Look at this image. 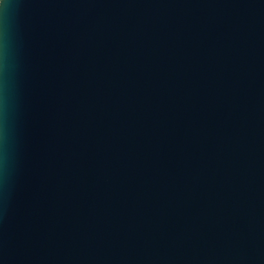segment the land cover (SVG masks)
Wrapping results in <instances>:
<instances>
[{
	"label": "water",
	"instance_id": "obj_1",
	"mask_svg": "<svg viewBox=\"0 0 264 264\" xmlns=\"http://www.w3.org/2000/svg\"><path fill=\"white\" fill-rule=\"evenodd\" d=\"M0 264H264V0H0Z\"/></svg>",
	"mask_w": 264,
	"mask_h": 264
}]
</instances>
